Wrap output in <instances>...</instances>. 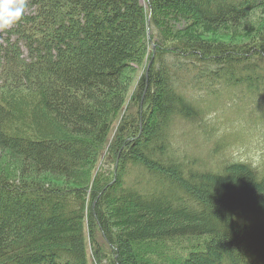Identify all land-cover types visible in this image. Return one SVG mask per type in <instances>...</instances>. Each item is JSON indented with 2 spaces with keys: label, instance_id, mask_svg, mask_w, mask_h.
<instances>
[{
  "label": "trees",
  "instance_id": "1",
  "mask_svg": "<svg viewBox=\"0 0 264 264\" xmlns=\"http://www.w3.org/2000/svg\"><path fill=\"white\" fill-rule=\"evenodd\" d=\"M147 3L25 0L2 30L0 264H264V166L171 135L191 91L264 111V0Z\"/></svg>",
  "mask_w": 264,
  "mask_h": 264
},
{
  "label": "rangeland",
  "instance_id": "2",
  "mask_svg": "<svg viewBox=\"0 0 264 264\" xmlns=\"http://www.w3.org/2000/svg\"><path fill=\"white\" fill-rule=\"evenodd\" d=\"M142 1L148 5L149 0ZM189 95H194L197 103L203 102L205 119L195 124L177 121L171 133L175 147L190 157H200L209 168L229 159L264 166V111L253 100L239 90H220L213 97L194 91ZM88 255L89 263L94 264L90 251Z\"/></svg>",
  "mask_w": 264,
  "mask_h": 264
},
{
  "label": "clouds",
  "instance_id": "3",
  "mask_svg": "<svg viewBox=\"0 0 264 264\" xmlns=\"http://www.w3.org/2000/svg\"><path fill=\"white\" fill-rule=\"evenodd\" d=\"M25 0H0V30L17 23L23 15Z\"/></svg>",
  "mask_w": 264,
  "mask_h": 264
}]
</instances>
